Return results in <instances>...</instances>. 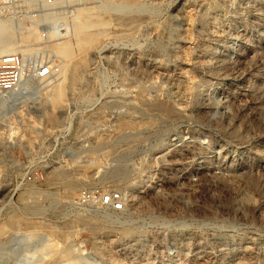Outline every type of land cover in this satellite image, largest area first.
<instances>
[{
    "label": "rangeland",
    "instance_id": "1",
    "mask_svg": "<svg viewBox=\"0 0 264 264\" xmlns=\"http://www.w3.org/2000/svg\"><path fill=\"white\" fill-rule=\"evenodd\" d=\"M78 11L48 45L3 53L54 71L0 98V242L44 239L36 264H264V0H135L91 29L106 33L70 84L50 44L75 38ZM108 192L122 211L84 198Z\"/></svg>",
    "mask_w": 264,
    "mask_h": 264
},
{
    "label": "built area",
    "instance_id": "2",
    "mask_svg": "<svg viewBox=\"0 0 264 264\" xmlns=\"http://www.w3.org/2000/svg\"><path fill=\"white\" fill-rule=\"evenodd\" d=\"M77 9L72 0H0V15L10 20L14 30L19 33L16 42L18 47L37 48L48 45L53 41L52 38L63 36L71 25L70 19L65 17L73 15ZM31 29L36 30L43 38L41 42L22 41L21 32ZM53 71L52 63L38 52L0 53V98L12 102L25 93H32L37 81L49 80ZM84 198L90 202L97 201L106 209H124L123 198L110 192L87 193ZM27 240V233L15 232L0 242V264L39 263L40 256L33 258V254L44 239L33 241L29 247L25 246Z\"/></svg>",
    "mask_w": 264,
    "mask_h": 264
},
{
    "label": "bare ground",
    "instance_id": "3",
    "mask_svg": "<svg viewBox=\"0 0 264 264\" xmlns=\"http://www.w3.org/2000/svg\"><path fill=\"white\" fill-rule=\"evenodd\" d=\"M135 0H124L119 2H113L111 0L102 1L98 8L95 7H81L78 11L76 19L74 20V32L75 38L72 40H62L56 41L58 43L50 44L54 45L56 51L59 52L67 60L61 69L65 75H73V79L69 82L73 84L75 80L76 69L78 64L75 60L76 50L86 51L91 45L93 46L101 36L106 33L104 30L99 32H94L96 30H91L96 27H106L110 22L104 15L106 13H119L126 15L132 10ZM76 11V12H77ZM73 15H75V13ZM10 20L3 18L0 15V53L10 52L16 47L14 42V31ZM102 29V28H101ZM98 30V29H97ZM41 36L36 30H26L22 32L21 39L25 42H38L32 39H40ZM76 70V71H75ZM61 71V70H60ZM42 81V80H41ZM40 80L37 83L41 82ZM68 83V84H69ZM67 88V82L58 83L51 94H48L54 104L58 105L64 99L65 90ZM53 246L57 243L53 242ZM70 253L71 249H67ZM72 252V251H71ZM71 254V253H70Z\"/></svg>",
    "mask_w": 264,
    "mask_h": 264
}]
</instances>
